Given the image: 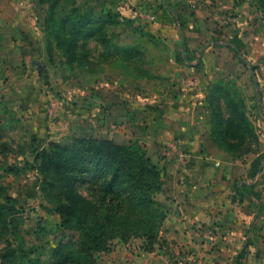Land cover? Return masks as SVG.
Here are the masks:
<instances>
[{
  "label": "rangeland",
  "instance_id": "rangeland-1",
  "mask_svg": "<svg viewBox=\"0 0 264 264\" xmlns=\"http://www.w3.org/2000/svg\"><path fill=\"white\" fill-rule=\"evenodd\" d=\"M108 13L111 21L102 23L106 44L78 37L73 22H63ZM261 65L262 0H0V134L6 144L0 153V264H54L59 238L77 236L62 230L58 191L46 187L37 169L36 153L50 143L84 135L137 143L160 169L164 187L162 164L177 160L180 150L170 153L175 135L158 132L153 116L161 105L176 103L175 93H184L183 103L194 115L189 122L202 156L214 165H238L240 179L247 175L255 184L246 191L262 203L264 221V159L253 172L264 156ZM218 81L244 99L255 131L245 138L233 132L228 147L217 143L210 121L207 95ZM221 107L227 118L223 99ZM185 152L182 168L194 158ZM161 192L155 207L164 209ZM144 231L113 232L104 244L111 251L94 252L92 264H118L110 253L124 247L128 253L144 249ZM258 231L253 249L261 251L263 228ZM162 241L159 233L157 246Z\"/></svg>",
  "mask_w": 264,
  "mask_h": 264
},
{
  "label": "trees",
  "instance_id": "trees-1",
  "mask_svg": "<svg viewBox=\"0 0 264 264\" xmlns=\"http://www.w3.org/2000/svg\"><path fill=\"white\" fill-rule=\"evenodd\" d=\"M70 21L78 37L96 38L104 44L110 42L102 32V23L111 21L109 13L90 18L78 15L76 19L67 17L63 20L65 24ZM92 22L99 23L98 27H92ZM207 98L212 133L220 146L228 147L226 140L236 131L241 138L255 136L244 99L232 85L216 82ZM222 99L229 111L227 118L221 107ZM5 151L6 144L0 134V153ZM36 154L37 169L42 172L46 187L58 191L57 211L62 219V230L77 235L59 238L52 249L54 264H92L94 252L111 251L104 247L108 236L123 230H145L144 250H154L167 216L165 209L155 207V194L162 191L163 183L160 169L139 144H120L84 135L74 137L71 142L50 143L48 148L40 149ZM263 159L264 156L257 159L255 175L260 171ZM254 185L244 184L242 189L251 190ZM82 187L90 194H85ZM159 213L163 220L158 223ZM248 246L249 243L236 258L237 264L246 256Z\"/></svg>",
  "mask_w": 264,
  "mask_h": 264
},
{
  "label": "crops",
  "instance_id": "crops-1",
  "mask_svg": "<svg viewBox=\"0 0 264 264\" xmlns=\"http://www.w3.org/2000/svg\"><path fill=\"white\" fill-rule=\"evenodd\" d=\"M261 69H264L263 65ZM259 79L264 84V78ZM205 93L206 90L199 94L204 96ZM183 94L175 93L176 103L172 101L166 107L161 105L154 109L153 116L152 126L160 129L158 132L175 135L174 141L169 142L170 153L177 154L172 152L176 147L180 150L177 160L168 158L166 165L162 164L164 187L160 197L167 214L160 231L163 245H155L152 251L140 249L136 253L126 252L122 245L124 250L110 253L111 261L118 264H237L236 258L249 243L241 264H264L263 240L259 244L261 251H258L253 249L258 244L252 238L254 231L262 228L261 234H264V221H260L262 203H258L246 188L242 189V185L253 183L246 181L247 175L240 179L242 173L238 171V165H224L223 162V167L218 169L219 161L216 162L219 166L216 163L215 166L209 163V157L202 156L200 137L190 126L194 115L188 113ZM111 102L108 99L106 107ZM197 121L202 122L199 118ZM187 148L194 158L189 159V166L182 168L183 155L189 154L185 152ZM250 174L252 172H248V177Z\"/></svg>",
  "mask_w": 264,
  "mask_h": 264
},
{
  "label": "water",
  "instance_id": "water-1",
  "mask_svg": "<svg viewBox=\"0 0 264 264\" xmlns=\"http://www.w3.org/2000/svg\"><path fill=\"white\" fill-rule=\"evenodd\" d=\"M36 63H37L38 65H40V64H41L39 60H36Z\"/></svg>",
  "mask_w": 264,
  "mask_h": 264
}]
</instances>
